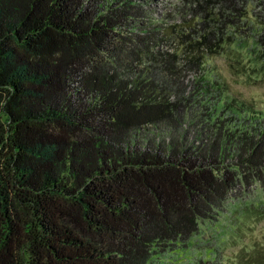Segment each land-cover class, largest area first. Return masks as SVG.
Here are the masks:
<instances>
[{"label": "trees", "instance_id": "trees-1", "mask_svg": "<svg viewBox=\"0 0 264 264\" xmlns=\"http://www.w3.org/2000/svg\"><path fill=\"white\" fill-rule=\"evenodd\" d=\"M155 6L0 0V264H177L264 189V105L206 62L264 64V0Z\"/></svg>", "mask_w": 264, "mask_h": 264}, {"label": "rangeland", "instance_id": "rangeland-1", "mask_svg": "<svg viewBox=\"0 0 264 264\" xmlns=\"http://www.w3.org/2000/svg\"><path fill=\"white\" fill-rule=\"evenodd\" d=\"M187 1L156 0L157 13L153 18L160 19L157 14L166 10L176 13V7ZM173 15L177 18V14ZM246 43L239 44L236 50L229 48L237 44L226 45L222 53L206 57V62L210 73L221 75L230 91L238 97L264 105V64L253 54L252 40ZM193 73L189 72L190 75ZM263 208L264 189L257 184L245 190L239 198H230L217 220L202 221L186 252H179L177 255L181 258L174 259V262L203 264L200 259L207 261L206 253L210 250L213 262L206 264H264Z\"/></svg>", "mask_w": 264, "mask_h": 264}]
</instances>
